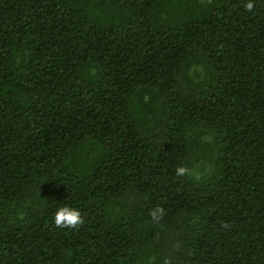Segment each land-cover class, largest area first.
<instances>
[{
  "label": "trees",
  "instance_id": "1",
  "mask_svg": "<svg viewBox=\"0 0 264 264\" xmlns=\"http://www.w3.org/2000/svg\"><path fill=\"white\" fill-rule=\"evenodd\" d=\"M247 2L0 0V264H264Z\"/></svg>",
  "mask_w": 264,
  "mask_h": 264
},
{
  "label": "clouds",
  "instance_id": "2",
  "mask_svg": "<svg viewBox=\"0 0 264 264\" xmlns=\"http://www.w3.org/2000/svg\"><path fill=\"white\" fill-rule=\"evenodd\" d=\"M254 2L253 0H248V2L244 5L246 10L249 12L253 11L254 9ZM188 172L186 167H178L176 169V174L178 176L184 175ZM164 215V209L162 207H157L153 209L150 213V216L153 221H159ZM84 220L81 216V213L68 206L61 207L57 210L54 215V224L57 227L61 228H77L79 225H82Z\"/></svg>",
  "mask_w": 264,
  "mask_h": 264
}]
</instances>
